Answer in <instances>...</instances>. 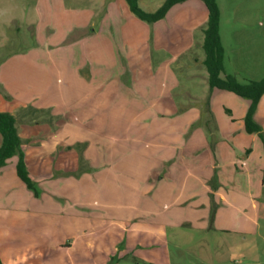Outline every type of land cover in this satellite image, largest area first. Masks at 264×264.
Returning <instances> with one entry per match:
<instances>
[{"label": "rangeland", "instance_id": "1", "mask_svg": "<svg viewBox=\"0 0 264 264\" xmlns=\"http://www.w3.org/2000/svg\"><path fill=\"white\" fill-rule=\"evenodd\" d=\"M122 1L128 6L126 0ZM122 1L0 0V67L8 60L18 63L15 71L22 80L17 79L15 83H32L44 95L41 101H54L59 105L62 101V92L59 89L65 64H69L68 61L72 58L71 66L76 65L79 53L82 52L78 43L82 36L77 29L78 22L90 20L99 24L100 21L113 19L119 30L129 20L147 23L132 12L129 14L133 19L128 17L120 5L114 6L115 2ZM164 1L139 0V5L146 12H154ZM216 1L221 11L223 74L234 75L241 83L264 79V0ZM205 10L207 12L206 6ZM182 24L171 33L162 32L159 28L156 31L151 30L149 39L143 46L147 51L146 57L148 55V58L141 60L148 70V75L144 76L150 89L148 95H159L165 84L167 100L170 90L173 89L177 101L189 104L184 106L191 112L189 114L202 111L205 118L212 120L204 125L207 131L221 129L245 134L244 140L240 137L236 141L251 148L249 160L248 151L243 150L240 158L244 163L237 164L239 169L244 165L247 176L242 178L240 175H232L229 167L222 166L217 160L212 172H189L187 165L178 172L172 169L171 181H162L163 174L166 173L168 177L171 172L165 166L160 167V161L152 152L153 149L147 155H127L120 152L125 148L122 146L124 142L125 145H132L135 139H142V135L138 137L141 130L135 129L136 126L129 133L127 129H132V124L127 120L132 119L133 114L141 108H133L135 112H131L132 108H119L118 115L113 113L118 122L113 128L107 123H79L87 140L76 144H72L73 139L62 141L66 151L73 150L78 154L77 160H72L76 168L54 173V176L69 177L63 185L60 184L63 186L62 191L54 193L61 196H56V200L67 212L63 222L67 219L65 224L68 225L65 226L64 233L61 230L58 232L59 236L55 225L45 236L48 240L51 239L52 244L62 240L60 247L63 250L50 249L45 252L52 262L264 264V95L253 117L254 122L262 129V137L246 131L245 118L251 104L249 99L229 91L210 89L211 93L206 94V99L199 105L189 102L190 95L202 96L203 91L186 72L177 71V74L176 64H170L179 45L185 46L189 38L188 23ZM133 27L129 21V29ZM118 35L121 39L117 52L123 61L122 57L129 59L131 56L128 57L127 51H123V38L120 37L121 34ZM163 35L166 37V50L156 54ZM173 41L177 47L170 44ZM193 52L205 57L203 47H195ZM136 55V52L132 54ZM89 59L86 62L88 68L94 65L93 60ZM187 61L188 54L183 55L181 62ZM101 64V68L106 67L103 62ZM197 69L200 83L203 75L207 74V69L205 66ZM67 99L72 103L76 98L71 94ZM122 109L126 113H122ZM154 109L160 111L158 119L151 109L150 113H144L135 123L144 126L147 134L152 136L163 131L168 134L188 128L186 125L189 126L187 121L190 123V120H182L180 113L174 111L173 107ZM100 111V118L108 120V116L104 114L108 110L100 108L96 113ZM207 112L210 116H207ZM49 116L50 112H46L39 113L37 117L42 120ZM93 118L98 119V116H92V121ZM60 120L61 117L56 118L57 128L50 125V122L40 123L39 128L43 129V134L37 139L38 147L45 150L54 144L51 135L60 129ZM198 125L203 124L201 122ZM191 130H196L193 124L189 131ZM68 135L72 137L71 133ZM210 141L212 143L213 140L210 138ZM171 142H177V139H166L167 145ZM25 145L27 142H23L22 147ZM89 145H95V149L100 147L101 154H85ZM111 146H116L114 155L108 153ZM41 153L47 159L53 157L47 155V152ZM93 157H99V167L90 166L89 159ZM170 162L173 161H168V164ZM201 169L203 167L199 170ZM45 187L46 185L38 184L40 196L44 195ZM209 188L220 190L226 196V201L221 202L217 196L211 194ZM76 241L78 244L74 246Z\"/></svg>", "mask_w": 264, "mask_h": 264}, {"label": "crops", "instance_id": "2", "mask_svg": "<svg viewBox=\"0 0 264 264\" xmlns=\"http://www.w3.org/2000/svg\"><path fill=\"white\" fill-rule=\"evenodd\" d=\"M115 3V7L120 5L121 9L126 11L127 16L132 18L129 14L131 12L129 6H126L123 1ZM129 21L134 29H129ZM129 21L120 30L116 27L117 24L113 19L100 21L99 24H95L90 20L78 22L77 29L82 34L81 41L78 43L81 45L82 52L79 53V61L76 65L71 66L72 58V60L69 59V64L67 62L65 64L59 89L62 92L61 105L55 104L54 101H41L44 95L32 83L16 84L17 79L22 80L19 73L15 71L18 63L8 60L1 65L0 112H7L15 117L18 134L22 142H27V145L23 146V151L30 177L37 189L38 184L40 186L46 185L43 196L34 195L33 191L27 188L17 174V157L9 159L7 165L0 169V258L5 264H56L48 258L45 252L50 249L63 250L60 247L62 240H57L59 242L52 244L51 239L48 240L45 236L49 234L50 228L53 230L54 225L58 236V232L61 230L64 233L65 226L68 225V223L65 224L67 219L63 222L67 212L64 210V206L61 207L56 200L57 197L61 196L54 193L62 191V185L64 181L66 182L65 179L69 177L54 176V173L66 172L69 168H76V164L72 160L76 161L78 158L75 151L65 150L66 146L62 145V141L73 139L72 144H76V142L80 143V141L85 142L87 140L84 135L85 131H81L79 123L81 125L86 124V122L107 123L113 128L116 123L118 124L116 121L117 116L113 113L118 115L119 108H132L131 112H135L133 108H141L134 114L132 113V119L127 120L132 124V129L128 127L127 129L129 133L136 126L135 129L141 130L138 137L142 135V139H135L131 143L132 145H128L127 141V145H125L124 142L122 146L125 148L120 152L127 155H147L153 149L152 152L160 161V167L165 166L170 172L172 169L175 172L181 171L187 165L189 172H192V170H198L200 174L203 171L212 172L215 162L218 160L222 166L229 167L232 175H240L242 178L247 176L244 165L239 169V164H237L244 163L243 159L240 158V153L243 150L248 151L249 160V150L251 148L245 144L240 145L241 143L236 141L240 137L241 140H244L245 134L240 131H224L221 129L207 131L204 125L212 120L205 118L202 111L197 110L193 115L189 114L191 112L187 111V107H184L189 106V104L185 105L177 101L174 98L173 89L170 90L167 100L165 84H163V89L159 95L149 96V85L144 80V76L148 75V70L143 66L141 60L146 57L147 51L143 49V46L149 39L151 30L156 31L159 28L162 32L168 31L171 33L172 30L178 29L183 25V22H186L188 23L187 31L189 35L187 44L183 47L179 45L170 64H176V73L177 71L178 73L186 72L185 74L189 75L195 85H199L203 91L202 96L190 95L189 102H195L199 105L202 100L206 99V94L211 93L208 71L205 76L203 75V81L198 82L197 68L205 66V57L202 58L193 52L195 47H203L204 29H206L208 22V11L205 10L204 2L202 0H188L178 4L169 11L166 18L153 24H143L135 20ZM88 27L90 29L87 30ZM118 34H121L120 37L123 38L121 42L123 43V51H127L126 55L128 57L131 56L129 59L122 57L123 61H121L117 52L119 39H121ZM197 34H199L198 37ZM162 38L156 48V54L166 50L164 46L166 37L163 35ZM167 38L169 37L167 36ZM170 44L177 47L174 41ZM135 52L137 55L132 56ZM187 54L188 61L182 63V56ZM89 58L93 60L95 66L88 68L86 62L87 60L90 61ZM146 58H148V55ZM101 62L106 67L101 68ZM98 63L99 66L97 67ZM32 64L33 62H31ZM225 75L227 74L222 73L221 76L225 77ZM135 90L136 93H134ZM71 94H74L76 98L72 103H70L71 100L67 99ZM166 106L173 107L174 111L180 113L179 116L182 120L186 118L190 120L191 124L187 121V124H189V126L186 125L187 129L168 134L164 131L156 132L151 136L147 134L144 126L135 125L138 118L142 117L144 113H150L152 109L157 118L160 111H155L154 108H165ZM100 108L108 110L104 113L108 116V120L100 118L102 116L101 111L96 113ZM178 108H180L179 111ZM46 112H50L49 118L38 119L39 113ZM121 112L123 113L124 109ZM208 115L210 116L209 112H207ZM92 116H98V119L93 118L92 121ZM58 117H61L59 122L61 126L56 133L51 135L54 144H51V147L45 148V150L38 147L39 142H37V139L43 134V129L39 128L40 123L50 122V125L57 128L56 118ZM201 122L203 125H198ZM192 124L196 130L189 131ZM84 128L86 129V126ZM69 133L72 134V137L68 135ZM81 133H83L82 136ZM167 138L177 139V142H171L167 145ZM210 138L213 140L212 143ZM149 139H153V141L151 142ZM1 143L2 136L0 134V145ZM116 151V146H111L108 153L114 155ZM41 152H47L49 156L52 155V159L43 157ZM85 154L99 156L101 154L100 147L95 149V145H89ZM89 161L90 166L95 168L98 166L99 157H93ZM168 161L173 162L168 164ZM147 166L149 167V165ZM202 167L203 169L199 170ZM222 169L224 168L222 167ZM166 175L164 173L161 178L164 182H167L173 176L172 172L169 173L168 177ZM37 178L39 179L37 180ZM237 178L239 179V176ZM61 183L62 185H60ZM209 191L217 196L221 202L226 201V196L220 190L215 191L209 188ZM54 209H56V213ZM77 241L74 246H77Z\"/></svg>", "mask_w": 264, "mask_h": 264}, {"label": "trees", "instance_id": "3", "mask_svg": "<svg viewBox=\"0 0 264 264\" xmlns=\"http://www.w3.org/2000/svg\"><path fill=\"white\" fill-rule=\"evenodd\" d=\"M188 0H165L164 3L154 12H146L139 5V0H126L130 11L140 20L147 23L158 22L168 15L169 11L176 5ZM208 11L207 27L204 29L203 49L205 52L204 64L209 73L210 89H218L232 92L240 97L251 101L245 118V127L248 133H257L262 137L261 127L254 122L253 117L257 106L264 95V79L241 83L236 76L224 72V47L220 35L221 11L216 0H202ZM0 134L2 143L0 145V169L7 165L9 159L17 157V174L27 188L38 194L37 187L32 181L25 154L22 147V140L18 134L15 117L7 112H0ZM0 264H5L0 258Z\"/></svg>", "mask_w": 264, "mask_h": 264}]
</instances>
